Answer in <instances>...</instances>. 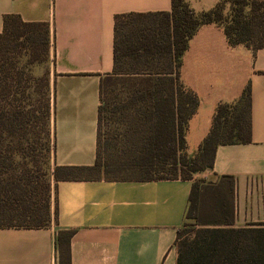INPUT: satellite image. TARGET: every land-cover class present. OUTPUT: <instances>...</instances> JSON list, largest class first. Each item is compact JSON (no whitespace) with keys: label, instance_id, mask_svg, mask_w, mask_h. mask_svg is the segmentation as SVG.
<instances>
[{"label":"trees","instance_id":"16d2710c","mask_svg":"<svg viewBox=\"0 0 264 264\" xmlns=\"http://www.w3.org/2000/svg\"><path fill=\"white\" fill-rule=\"evenodd\" d=\"M226 3L231 4V13L225 18ZM208 23L223 25L233 46L244 44L254 52L264 46V0H222L200 14L186 0H172L169 11L117 14L114 69L100 83L96 162L93 166L57 165L50 171L47 159L54 143L49 78L41 77L48 91L38 113L26 101L32 92L22 65L25 54L30 63L49 58L50 26L5 15L0 32V228L50 226L58 219L60 180L132 170L140 176L130 178L192 181L184 221L177 231V264H264V222L235 225V177L220 175L214 181L195 176L214 166L220 144L251 142L250 87L243 92L240 110L238 105L218 106L198 152L186 153L187 125L199 99L183 83L181 67L191 38ZM37 120L47 127L46 159L37 148ZM109 122L118 125L115 135L107 131ZM113 139L116 156L108 157L104 148H110ZM73 234L74 230L59 232L60 264H71Z\"/></svg>","mask_w":264,"mask_h":264},{"label":"crops","instance_id":"0c3cea01","mask_svg":"<svg viewBox=\"0 0 264 264\" xmlns=\"http://www.w3.org/2000/svg\"><path fill=\"white\" fill-rule=\"evenodd\" d=\"M221 1L186 0L198 14ZM171 9L172 0H0V32L7 14L50 26L52 169L96 162L100 83L114 69L115 16ZM181 79L199 99L186 130L189 155L210 133L218 106L240 110L250 87L251 142L220 144L214 166L195 176H234L235 225L264 222V46L256 52L233 46L223 25L203 24L183 56ZM191 188L181 178L60 180L58 219L46 228H0V264H60L62 230H74L71 264H177V231Z\"/></svg>","mask_w":264,"mask_h":264},{"label":"rangeland","instance_id":"374dc122","mask_svg":"<svg viewBox=\"0 0 264 264\" xmlns=\"http://www.w3.org/2000/svg\"><path fill=\"white\" fill-rule=\"evenodd\" d=\"M231 9L228 11L224 12V17H228L230 15ZM22 65H24L26 71L28 72V81L27 85L31 86L30 87V92H32V95L30 98L26 99L27 103L29 105H35L36 108L38 109V113L42 112V108L44 106L45 100H46V92L48 91L47 86L42 85L41 77L47 75L48 69H49V58L46 60L42 61H36L35 63H30L29 62V56L28 54H25L22 58ZM30 73V74H29ZM34 89H37L35 91ZM41 109V110H40ZM41 111V112H40ZM117 124L114 122H109V127L107 128V131L110 132V134L115 135L116 132H118ZM35 134L38 139L37 141V148L39 149L40 152H42V159H46V150H45V145L47 143L48 135H47V127L45 122L42 120H37L34 126ZM51 136H52V127H51ZM112 144H110V148L105 147L104 148V155L108 157L116 156V150L114 145L116 143V140L113 139L111 141ZM189 155V154H187ZM52 155L47 159L49 161V164L47 165L49 170H52ZM44 165V169H47V166ZM43 173V172H41ZM202 173V172H201ZM100 174V175H99ZM95 175L99 176H109V177H137L140 176L138 172L132 171V170H110L108 172L106 171H101L98 174L96 173ZM204 177V176H203Z\"/></svg>","mask_w":264,"mask_h":264}]
</instances>
